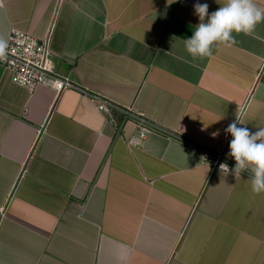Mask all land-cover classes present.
I'll return each instance as SVG.
<instances>
[{"label": "crops", "instance_id": "obj_1", "mask_svg": "<svg viewBox=\"0 0 264 264\" xmlns=\"http://www.w3.org/2000/svg\"><path fill=\"white\" fill-rule=\"evenodd\" d=\"M195 2L0 0V38L50 37L59 75L183 139L135 147L123 114L0 66V264H264V192L192 145L234 164L227 126L264 128V21L193 58Z\"/></svg>", "mask_w": 264, "mask_h": 264}, {"label": "clouds", "instance_id": "obj_2", "mask_svg": "<svg viewBox=\"0 0 264 264\" xmlns=\"http://www.w3.org/2000/svg\"><path fill=\"white\" fill-rule=\"evenodd\" d=\"M208 9L207 2L196 0L193 4L198 23L183 40L186 52L193 58L211 56L218 42L235 44L233 33L254 34L256 25L264 21V8L258 7L255 0H224L215 11ZM7 48V40L0 38V57L6 56ZM239 125L243 124L237 119L225 129L231 136L226 156L234 160V166L230 168L228 163L222 162L219 168L227 175L249 173L251 191L259 194L264 192V128L252 131Z\"/></svg>", "mask_w": 264, "mask_h": 264}, {"label": "built area", "instance_id": "obj_3", "mask_svg": "<svg viewBox=\"0 0 264 264\" xmlns=\"http://www.w3.org/2000/svg\"><path fill=\"white\" fill-rule=\"evenodd\" d=\"M7 42V54L5 57H0V66L11 72L12 81L16 85L27 88L30 91L40 86H49L57 93L66 90H75L83 93L95 104L99 112L121 113L129 122L134 123L138 133L130 141V144L135 147L140 146L141 142L150 133H159L183 140L174 132L146 116L136 113L130 108H121L102 96L80 88L69 78L59 75L53 66L50 37L41 40L21 31L12 30L8 35ZM192 145L200 151L203 163L218 170H220L219 165L222 162L228 163L230 168L234 166L223 152L214 151L199 144Z\"/></svg>", "mask_w": 264, "mask_h": 264}]
</instances>
